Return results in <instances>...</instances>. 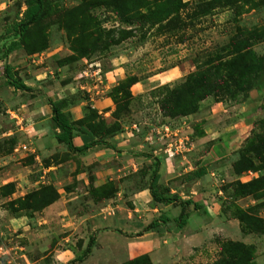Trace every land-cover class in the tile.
Instances as JSON below:
<instances>
[{
  "label": "rangeland",
  "instance_id": "374dc122",
  "mask_svg": "<svg viewBox=\"0 0 264 264\" xmlns=\"http://www.w3.org/2000/svg\"><path fill=\"white\" fill-rule=\"evenodd\" d=\"M109 1L44 0L42 19L23 38H18L14 27L25 16V0H0V59L6 45L17 41L16 49L0 63V250L8 251L7 254L0 251V264H63L53 257L55 248L84 249L83 255L78 257L84 264L131 263L128 258L101 254L99 251L104 247L101 245V249H97L96 237L88 239L84 230L75 235L76 239L64 240L61 244L53 235L43 232V228L49 225L39 220H47L50 216L49 221L54 222L53 213L45 215L43 211L56 202L57 192L53 184L38 183L43 175L41 168L49 166L50 158L43 150L44 135L41 131L34 132L42 123L31 112L49 105L48 98L46 100L44 95L35 93L39 91L37 85H46L52 98L71 95L80 87H88L89 93L78 91L84 98L81 102L85 104L79 108L80 113L78 109L75 111L77 116L82 115V108L95 105L91 97L109 96L108 109L113 108V111L111 115L98 114L99 119H106L109 122L107 127L113 129L120 123L122 128L128 126L129 129H135V125L140 130H134L135 139L143 146L142 149L150 152L149 147H153L144 144V134L148 133L152 141H156L155 154H164L168 143L183 140L185 145L186 138L193 142L189 133L193 129L187 132L185 127L181 130L178 126L180 120L167 122L162 117L160 106L169 94L168 89L197 73L200 65L209 58L219 56L229 46L233 35L253 33L255 39L243 52L250 73L243 72L241 77L236 76L228 86H223L219 75L224 73L220 71L215 79V91L199 103L198 125L201 127L203 119L205 123L210 121L213 124L237 114L244 118L250 127L243 140L241 155L243 159L250 158L260 171L259 175L264 176V164L258 158L260 152L250 151L258 145L263 152L264 146L263 0H255L258 1L256 4L252 0L249 4L241 2L232 8L208 10L193 20L188 16L194 15L197 4L207 0H183L191 5L182 13V29L175 24L164 29L166 22L155 23L156 18L165 14V6L154 10L141 8V20L132 23L126 22L105 4ZM6 64L11 65L17 80L24 81L29 76L27 82L33 84L31 92L15 90L5 84L3 68ZM173 68L172 75L162 76ZM149 77L156 80H146ZM133 80L142 81V85L131 88L133 90L129 94L127 85ZM161 82V86H157ZM116 100L123 103L121 108L117 107ZM48 105L46 107L49 108ZM46 112L50 113L44 110ZM114 112L118 120L113 118ZM193 119L183 121L189 125ZM163 125L176 129L177 135L159 140L153 129L161 130ZM198 125L194 126L195 132L200 130ZM159 136L162 137L163 133ZM23 144H27L30 151L20 150ZM33 150L39 155V160L35 159ZM186 153L184 151L175 158ZM111 187L112 184L105 185L103 190L109 191ZM253 189L263 190L264 180L255 184ZM80 194V201L86 205V195L82 191ZM250 213L264 222L259 212L252 210ZM18 220L21 222H16ZM253 225L258 226V222ZM224 228L230 233L234 231L232 227ZM78 235L82 236L79 238ZM222 240L245 244L230 237H222ZM218 241L217 248L206 250L207 261L200 260L195 264H223L228 257ZM245 245L254 255L251 257V252L244 255L242 263L255 264V258L261 254L256 256L255 245ZM251 258L253 260L249 262ZM138 264H145V261Z\"/></svg>",
  "mask_w": 264,
  "mask_h": 264
},
{
  "label": "crops",
  "instance_id": "0c3cea01",
  "mask_svg": "<svg viewBox=\"0 0 264 264\" xmlns=\"http://www.w3.org/2000/svg\"><path fill=\"white\" fill-rule=\"evenodd\" d=\"M174 71L175 68L169 73H162V76H170ZM160 78L157 77V80ZM27 80L29 76L24 79V83L33 88V84ZM146 80L156 79L149 77ZM138 85L141 86L142 81L132 88ZM37 86L39 91L35 93L44 95L46 100L48 98L55 102L67 96L52 98L46 85ZM80 89L90 92L88 87ZM80 89L71 94L78 93ZM96 98L90 99L95 102L92 108L97 109L98 114L111 115L113 108L108 109L107 105L109 96ZM84 104L79 102L64 111H69L73 121L80 120L84 117V108L81 110L82 115L77 116L75 111L78 109L80 113L79 108ZM46 106L31 112L40 118V129H34V132L41 131L44 135L43 150L50 158L49 166L41 168L43 175L38 183L53 184L59 199L43 211L45 215L53 213L55 218L53 223L49 221L50 216L47 220H39L49 225L43 228V232L53 235L61 244L64 240L76 239V234L84 230L88 239L96 237L97 249H101V245L104 247L103 252L99 251L101 254L128 260L147 255L153 264H195L200 260L207 261L206 250L217 248V239L230 237L255 245L256 256L261 255L254 262L264 264V233H244L234 213L237 208L247 210L259 207V214L264 218V196L256 198L248 194L233 197V188L229 186L230 183H248L259 177V172L238 174L234 169L250 127L240 115L213 124L210 121L205 123L203 119L200 127V111L173 119L161 113L167 122L180 120L178 126L181 130L185 127L188 128L187 132L193 129L189 133L194 147L180 157H165L156 165V141L152 142V136L144 134V144L152 145L154 152L144 151L135 139L136 132L128 126L112 137H102L101 141L96 138L98 144L84 152L70 151L64 143H58L55 139L59 130L53 127L51 108ZM44 110L50 113L45 114ZM185 119L193 121L187 125L183 121ZM197 125L199 132H195L194 126ZM175 130L172 129V132ZM75 144H82L79 136L75 137ZM153 171H156V176L152 181ZM226 177L229 179L225 180ZM110 184L115 188L114 194L106 196L103 188ZM152 184L164 196H177L179 201L191 202L185 207L184 223L180 222L182 206L155 201L151 195ZM80 191L86 195V205L80 201ZM153 221H159V225L145 230ZM16 222L20 223L21 220ZM224 227H232L234 231L230 233ZM83 250L55 248L53 257L63 264H84L77 259L83 255Z\"/></svg>",
  "mask_w": 264,
  "mask_h": 264
},
{
  "label": "trees",
  "instance_id": "16d2710c",
  "mask_svg": "<svg viewBox=\"0 0 264 264\" xmlns=\"http://www.w3.org/2000/svg\"><path fill=\"white\" fill-rule=\"evenodd\" d=\"M250 1L252 0L202 1L197 4L195 8L197 9V11L194 13V15L190 17L188 16V19L193 20L199 17L201 14L207 12L208 10L226 7L232 8L238 6L241 2L249 4ZM257 2L253 0V3L256 4ZM25 4L27 7L25 16L23 19L19 20L14 27V34L18 38H23L29 32L30 28L42 19L44 14V0H25ZM105 4L111 6L116 14L124 18L126 22L132 23L136 22L137 20H141L142 15L139 14L141 8L154 10L157 7L165 6V14L163 15V17L156 18L155 21V23L159 24H163L164 22H166V24L164 25V29L170 28L173 24H175L176 27L179 26L182 29L183 27L180 26H183L182 13L185 12V10L191 5L190 2H183V0H110ZM254 39L255 37L253 33H240L233 35L229 46L224 48L219 56L209 58L207 62L200 65L199 71L197 73L189 75L183 83L174 86L172 89H168L169 94L160 106L161 113L165 117H169L172 119L195 114L199 111V103L210 96L213 91H215L217 86L215 79L217 75L220 74V71H223L224 73V75H219L221 79H223L220 82L223 86H228V83L235 80L236 76L241 77L243 72H247L249 74L250 66L245 63L243 52L248 48V44H250L251 40ZM16 47V40L6 45L2 59H6L10 55V53L16 49ZM224 51L226 52L225 54L223 53ZM2 59H0V61L3 62ZM3 77L5 79V84L9 87H13L15 90L27 92L32 91V88L26 85L23 80H17V78L13 76L11 65L6 64L4 66ZM137 82L138 80L129 82V85H127V87L129 88V94H131L132 86ZM82 100H84V98L81 97V94L79 92L76 94L67 95L65 98L55 102L48 99V103L52 112L53 127L59 130V132L55 134V139L58 143H64L70 151L80 153L98 144L96 138H99V141H101L102 137H112L122 129V123H120V125H117L115 129H113V127L108 128L107 124H109V122H107L106 119H99V117L97 116L98 111H96V109L92 108V106L89 105L84 108V117L80 120L73 121L69 111L64 110L70 108L75 104H78ZM115 103L118 108H121L123 106V103L117 100L115 101ZM115 113L116 112L113 113V118L118 120V117H116ZM96 120L98 121L96 122ZM77 136L82 139L81 145L75 144V137ZM260 149L261 148H258L257 145L250 151H252L253 153L260 152L258 158H260V160L264 164V146L263 152L262 150L260 151ZM149 150L154 152L153 147H149ZM164 158L165 155L163 153L157 154L154 163H156L157 165ZM234 169L238 174L253 170L255 172H260L255 168L254 162L250 158L243 159L242 155L240 159L234 164ZM155 176L156 171H153L151 175L152 181L154 180ZM263 180L264 176L259 175V177L252 179L248 183L235 182L230 183L229 186L233 188V197H241L251 194L256 198H260L264 196V189L256 191L253 189V186ZM113 187H111L109 191L104 192V194H106V196L114 194L113 192L115 188ZM258 192H261V194H256ZM151 195L152 198L157 202L180 204L182 206L180 222H185V207L191 204L189 200L179 201L180 199L177 196H164L155 189L153 184L151 187ZM56 196V199L58 200V192ZM252 210L259 212V207H252L247 210L237 208L234 212L236 217L241 222L242 231H248L247 233H264V222L262 220L260 221L258 218L252 217L253 214L250 213ZM254 222H258V226L255 227L253 225ZM158 225L159 221H153L145 228V230H150L157 227ZM260 226L261 228L258 229V227ZM218 240V243L223 246L226 256L228 257L227 260L223 262V264H246L242 263V259H245L244 255L251 252L249 251L250 249L247 245L239 242L223 241L222 239ZM249 255L253 257L254 254L253 252H251ZM77 259L80 260L79 258ZM142 260L145 261V264H153L147 255L130 260V264H138L141 263ZM252 260L253 258H251L249 262H252Z\"/></svg>",
  "mask_w": 264,
  "mask_h": 264
},
{
  "label": "built area",
  "instance_id": "2783aa9c",
  "mask_svg": "<svg viewBox=\"0 0 264 264\" xmlns=\"http://www.w3.org/2000/svg\"><path fill=\"white\" fill-rule=\"evenodd\" d=\"M133 128H135L133 130H136V132H140L139 128H137L135 125L133 126ZM160 128H161V130H159L158 133H157L158 128L157 129H155V128L153 129L154 133L158 134L157 138L159 140L160 139H162V140L163 139H167V137H170V136L173 137V136L177 135L176 130H175V132H172V129L169 127V125L168 126L167 125H165V126L163 125ZM161 132L163 133L162 137L159 136V134H161ZM163 137H165V138H163ZM192 147H193V143L191 142V139L189 140V138H186L185 145H183V140H179L178 142H175V143L171 142V143L167 144V147H166V149L164 151V155L168 159H174L176 155L182 154V153H184V151H187V152L191 151ZM19 149L22 150L23 152L30 151L29 146L27 144H23L22 146H20ZM32 154L35 155V159L36 160H39V155L36 154L35 150L32 151ZM0 251H1L2 254H7L8 253V251L6 249H3V248Z\"/></svg>",
  "mask_w": 264,
  "mask_h": 264
}]
</instances>
